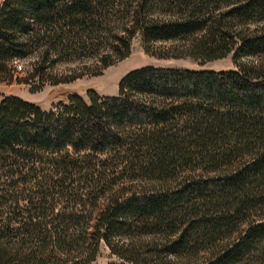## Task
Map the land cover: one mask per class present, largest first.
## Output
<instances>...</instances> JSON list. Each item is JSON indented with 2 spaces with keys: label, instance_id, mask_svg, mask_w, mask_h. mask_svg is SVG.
I'll use <instances>...</instances> for the list:
<instances>
[{
  "label": "trees",
  "instance_id": "trees-1",
  "mask_svg": "<svg viewBox=\"0 0 264 264\" xmlns=\"http://www.w3.org/2000/svg\"><path fill=\"white\" fill-rule=\"evenodd\" d=\"M136 36L235 68L143 66L49 110L0 93V264L100 242L108 264H264V0H0V82L99 75Z\"/></svg>",
  "mask_w": 264,
  "mask_h": 264
},
{
  "label": "rangeland",
  "instance_id": "rangeland-1",
  "mask_svg": "<svg viewBox=\"0 0 264 264\" xmlns=\"http://www.w3.org/2000/svg\"><path fill=\"white\" fill-rule=\"evenodd\" d=\"M26 63V60L18 61L16 67L18 65L19 67L17 69H24ZM75 64H69L67 67H73ZM78 65H81V63ZM143 66L212 71H225L235 68L230 54L224 58L204 62L203 64H199L198 61L189 57L174 58L150 55L144 52L140 39L136 36L131 40L129 55L107 66L99 75L86 74L72 81L55 85L45 83L38 89L31 88L33 84L0 82V93L17 96L37 104L44 110H49L57 102H65L70 93L78 94L85 101H88V91H94L100 97L116 95L118 80L128 71ZM117 260V257L110 253L107 246L100 242L98 254L90 264H108Z\"/></svg>",
  "mask_w": 264,
  "mask_h": 264
}]
</instances>
